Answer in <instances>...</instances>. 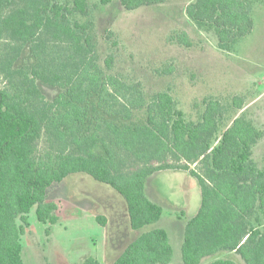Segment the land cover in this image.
Masks as SVG:
<instances>
[{"label": "trees", "instance_id": "obj_1", "mask_svg": "<svg viewBox=\"0 0 264 264\" xmlns=\"http://www.w3.org/2000/svg\"><path fill=\"white\" fill-rule=\"evenodd\" d=\"M163 1L120 0L127 10ZM252 1L192 0L186 14L213 28L220 48L233 50L255 26ZM91 12L89 0H0V264H26L22 236L31 209L40 221L57 223L59 204L47 200L49 189L80 173L125 199L133 230L150 227L112 264H174L169 232L152 226L163 207L146 191L151 175L170 169L189 170L201 186L200 209L185 226L182 264H238L229 253L264 264V165L254 158L264 130L246 115L223 126L227 108L216 98L205 101L198 121L188 120L170 89L149 102L142 82L106 73ZM28 45L35 63L17 67ZM105 62L111 68L113 55ZM39 80L63 91L48 101ZM243 105L236 96L234 106ZM141 108L145 123L117 121ZM78 264L101 262L89 256Z\"/></svg>", "mask_w": 264, "mask_h": 264}, {"label": "rangeland", "instance_id": "obj_2", "mask_svg": "<svg viewBox=\"0 0 264 264\" xmlns=\"http://www.w3.org/2000/svg\"><path fill=\"white\" fill-rule=\"evenodd\" d=\"M59 1L70 3L73 0ZM190 1L164 0L127 10L120 0L108 5H102L100 0H89L100 65L106 73L119 75L127 82H142L149 102L158 92L170 89L188 120L198 121L205 101L216 98L227 108L223 126L237 116L246 115L264 130V0L252 1L255 26L233 50L218 46L213 28L198 26L188 18L186 6ZM73 17L86 20L80 14ZM109 55H113L111 68L105 62ZM34 63L28 45L16 66L32 67ZM38 84L48 101H53L63 91L59 86L40 80ZM2 85L4 81L0 76ZM236 96L244 98L242 108L234 106ZM146 120V108L135 110L131 120L117 119L119 123L132 124H142ZM43 143L44 140L41 145ZM254 158L260 166L264 165V137L254 147ZM196 167L191 165V168ZM177 182L178 185L168 184L167 188L160 184L163 198L154 193L158 200L154 201L162 203L164 218L152 226L169 228L173 263L182 264L183 235L179 218L193 215L191 210H197L193 207L197 197L195 192L186 197L183 180ZM47 200L59 204L60 219L54 224L42 222L36 216V207L31 209L30 226L22 236L26 264H78L89 256L98 258L101 264H112L135 239V231H139L133 232L128 226L125 199L110 186L86 174H71L55 184L49 189ZM183 201L190 208L181 213L174 204ZM90 209H97L108 218L107 228ZM92 238L96 239V245ZM226 257L246 264L238 254L229 253Z\"/></svg>", "mask_w": 264, "mask_h": 264}, {"label": "crops", "instance_id": "obj_3", "mask_svg": "<svg viewBox=\"0 0 264 264\" xmlns=\"http://www.w3.org/2000/svg\"><path fill=\"white\" fill-rule=\"evenodd\" d=\"M80 176H81V178L86 177L85 175H80ZM179 179H182L183 180V183L185 184V185L183 184V188L186 190V197H187V195L190 196V194L191 193H194V192L196 193L195 196L197 197V202L193 206V207H195V210L196 209L197 210L196 211L191 210V211H193V213H191L193 215L188 216V218H179L178 217L182 221V224H181L182 233L181 234L183 236H181V237H182V242H183L186 222H187L188 219L192 218L194 215L197 214V212L199 211L200 206H201V198H202L201 197V186L199 184L198 179L193 174H191L189 170H185V169L163 170V171H159V172L154 173L153 175H151L148 178L146 191H147L148 196L153 201L154 200L155 201H158L156 198H154V193H155L156 197H159V196L162 197V196H164V194L162 192V187H164L166 185V188H167L168 187L167 185L168 184H172V183H174L175 185H178V182L177 181ZM161 183L163 184L162 187H161V185H162ZM179 190L182 191V188L179 187ZM172 192H177V191H172ZM183 202L184 203H181V204H174V205H177V207L181 210L180 211L181 213H183L185 209L190 208L189 205H187L186 201H183ZM156 203H158V204H160L162 206V203H160V202H156ZM123 204L124 203H122V205ZM125 207H126V210H127V205ZM90 210H93V209H90ZM163 211H164V209H163ZM93 212L97 216L103 215L102 213L98 212L97 209H94ZM125 215L127 216V222L129 224L128 210L125 213ZM162 217H163V215H162ZM162 217H161V219H162ZM160 220H159V222H160ZM108 224H109V220H108V222L106 224H102V225H103V227L107 228L108 227ZM128 226H130L129 228H131V225H128ZM153 227L165 228L166 230H168L169 236H170V240L172 241V234H171V231L169 230V228H167L166 226H163V225H157V226H153ZM149 229H150V227H148L147 229L139 230L138 232L135 231L136 233L133 236V239L134 238H137L140 234H142L144 231L149 230ZM127 231L131 232L129 229ZM133 232H134V230H133ZM130 234H133V233H130ZM92 239L94 241V245H96L97 244L96 239L95 238H92Z\"/></svg>", "mask_w": 264, "mask_h": 264}]
</instances>
